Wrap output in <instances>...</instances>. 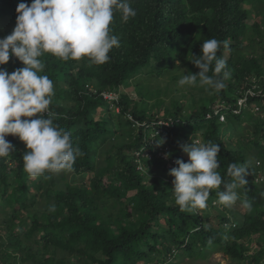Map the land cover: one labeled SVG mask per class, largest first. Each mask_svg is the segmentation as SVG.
<instances>
[{
  "label": "trees",
  "instance_id": "1",
  "mask_svg": "<svg viewBox=\"0 0 264 264\" xmlns=\"http://www.w3.org/2000/svg\"><path fill=\"white\" fill-rule=\"evenodd\" d=\"M22 2L30 6L32 0H0V19L16 23ZM128 2L136 16L123 22L121 12H114L110 35L120 46L109 52L107 63L40 57V74L54 85V124L71 133L73 147L83 154L71 171L30 178L22 159L26 145L6 137L14 148L0 158V264H184L212 253L230 264H264V113L251 110L256 105L264 111V97H248L239 114L225 109L236 108L247 90L264 91V0ZM212 38L227 42L217 56L226 60L230 75L224 89L207 91V104L187 111L175 106L160 116L138 108L122 91L143 69L160 76L177 61L198 74L189 60ZM22 67L14 56L0 66L9 74ZM107 91L119 93L112 107L100 95ZM216 111L225 115L223 123ZM247 125L250 132L243 131ZM191 138L220 144L218 171L226 181L231 163L247 165L248 183L238 192L251 201V212L240 201L214 216L179 210L171 169L158 154L165 150L187 163L182 146ZM69 176L81 183L70 185ZM222 189L210 191L208 207L218 203Z\"/></svg>",
  "mask_w": 264,
  "mask_h": 264
},
{
  "label": "clouds",
  "instance_id": "2",
  "mask_svg": "<svg viewBox=\"0 0 264 264\" xmlns=\"http://www.w3.org/2000/svg\"><path fill=\"white\" fill-rule=\"evenodd\" d=\"M115 11L121 12L123 22L136 16L128 0H32L30 6L22 2L16 8L13 32L0 39V66L6 65L10 56L24 65L11 74L0 68V158L10 155L14 148L6 137H18L26 145L22 159L30 178L46 172L71 171L77 157L83 154L73 147L71 133L54 124L55 113L49 110L54 85L47 75L40 74L45 68L40 57L51 54L63 61L88 58L95 65L107 63L109 52L120 46L118 37L110 35L109 29ZM221 44L227 48L226 41L204 40L201 54L189 60L199 73L183 75L178 86H199L210 94L224 89V80L230 74L224 71L226 60L217 56ZM164 142L159 140L158 146ZM182 151L188 162L176 160L177 167L169 172L174 178L175 204L181 212L206 208L210 191L221 186L223 189L217 192L219 204L232 207L240 201L242 208L252 211L251 201L246 195L241 199L238 192L248 183L246 164L228 166L229 182L218 171L220 144L192 139L190 145L182 146Z\"/></svg>",
  "mask_w": 264,
  "mask_h": 264
},
{
  "label": "rangeland",
  "instance_id": "3",
  "mask_svg": "<svg viewBox=\"0 0 264 264\" xmlns=\"http://www.w3.org/2000/svg\"><path fill=\"white\" fill-rule=\"evenodd\" d=\"M261 6H256L254 9L259 11ZM254 18H257V14L254 15ZM16 23L10 21L8 18L0 19V39L5 38L6 36L2 35L7 32L10 35ZM7 35V36H8ZM179 62V61H177ZM176 62V68H170L164 70L162 75L156 76L150 74L152 70L150 68L143 69V73L139 74L132 80L131 88L122 89L124 93H127L129 97L139 103V107H143L146 111L152 113L158 112L160 116H163L165 113H170L174 110L175 106L183 107L185 111L192 109L193 106L207 104L209 102V97L206 95L207 91L204 88L195 86V87H179L178 81L187 75L188 72L184 71L186 67L182 63ZM187 70V69H186ZM138 82L139 90L136 88V83ZM144 96L140 98L139 94ZM251 126H246L243 131L250 132ZM236 139L233 138V142ZM75 179V178H74ZM72 179V176L68 177V182L70 185H76L81 183L79 180ZM216 206H213V205ZM212 206L207 205L202 211L210 214L217 215L222 211L223 205L219 203H214ZM251 250H255V245L251 244ZM183 264V263H181ZM184 264H230L229 260L224 257L221 253H212L206 259L202 260H190Z\"/></svg>",
  "mask_w": 264,
  "mask_h": 264
},
{
  "label": "built area",
  "instance_id": "4",
  "mask_svg": "<svg viewBox=\"0 0 264 264\" xmlns=\"http://www.w3.org/2000/svg\"><path fill=\"white\" fill-rule=\"evenodd\" d=\"M86 88H88L89 91H93L92 87L86 86ZM255 90H256V88L245 91L244 95L241 98L237 99L236 108L232 109L231 106H226L225 109H229V110L231 109L233 114H239L242 110H244L247 107L248 97H264V91H262L260 89H258L257 91H255ZM100 95L102 96V98L106 102L111 103L110 104L111 106H112V104L117 103L118 98H119L118 94L115 93V92H102ZM251 110L255 114L260 113V112L264 113V111H262L261 107L256 106V105H254ZM116 111H118V109H116ZM214 114H215V116H217V115L219 116V122L220 123H223L225 121V115L224 114H221L218 111H216ZM206 118L210 119L211 115L207 114ZM135 124L138 125L137 123H135ZM157 124L168 127L170 125V122H158ZM165 155H166V151L165 150L164 151H160L159 154H158V156L166 162V167L168 169H172L174 167H177L176 164H175L176 160L175 159H170V158L166 159Z\"/></svg>",
  "mask_w": 264,
  "mask_h": 264
}]
</instances>
